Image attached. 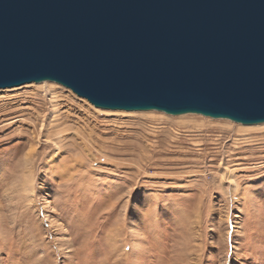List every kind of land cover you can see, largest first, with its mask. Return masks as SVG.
I'll return each instance as SVG.
<instances>
[{"label": "rangeland", "instance_id": "374dc122", "mask_svg": "<svg viewBox=\"0 0 264 264\" xmlns=\"http://www.w3.org/2000/svg\"><path fill=\"white\" fill-rule=\"evenodd\" d=\"M55 89L0 90V264H264V125Z\"/></svg>", "mask_w": 264, "mask_h": 264}, {"label": "water", "instance_id": "95a60500", "mask_svg": "<svg viewBox=\"0 0 264 264\" xmlns=\"http://www.w3.org/2000/svg\"><path fill=\"white\" fill-rule=\"evenodd\" d=\"M264 123V0H0V89Z\"/></svg>", "mask_w": 264, "mask_h": 264}, {"label": "bare ground", "instance_id": "6f19581e", "mask_svg": "<svg viewBox=\"0 0 264 264\" xmlns=\"http://www.w3.org/2000/svg\"><path fill=\"white\" fill-rule=\"evenodd\" d=\"M27 86L28 85H36V86H39V88H41L42 91H47L51 99V104L53 105V109L51 111V115H50V120L51 122H53V119L58 115L57 113V109L55 108L56 107V103H57V90L58 89H55V87H59V88H65L64 86L60 85V84H57V83H54V82H41V83H31V84H26ZM24 86V85H23ZM21 87V86H20ZM15 88V87H14ZM14 88H8L6 89V91L10 90V89H14ZM19 88V87H18ZM1 90V89H0ZM40 90V91H41ZM56 90V91H55ZM70 90V89H68ZM71 91V90H70ZM72 92V91H71ZM48 98V97H47ZM81 99V98H80ZM85 100V99H84ZM87 101V100H85ZM91 106L92 104L89 103ZM92 107L95 108V106L93 105ZM97 108V107H96ZM4 109V108H3ZM98 109H101V108H98ZM114 110H110V112H112ZM106 112V111H105ZM114 112H119L121 114H124L125 112H122L121 110H115ZM128 112V111H127ZM130 112H135V111H130ZM150 112V111H148ZM153 112V111H152ZM112 114V113H111ZM116 114V113H115ZM132 114H138V113H132ZM149 115V114H148ZM152 115V114H151ZM188 115V114H187ZM171 116V115H170ZM184 116V115H183ZM182 117V116H180ZM183 118V117H182ZM11 119V118H10ZM58 119V118H57ZM56 119V120H57ZM181 122V121H180ZM240 125H243V124H240ZM258 125H264V123L262 124H258ZM258 125H243V126H246V127H243V128H250L251 126H258ZM8 127V126H6ZM46 127V126H45ZM4 128V127H2ZM244 131H248V129H243ZM61 132V131H60ZM58 134V132H57ZM56 134V136H57ZM60 134V133H59ZM244 138V137H243ZM61 140V137H59V135L56 137L55 141H54V146H55V152H57L60 148V142H62ZM246 144V143H245ZM256 144V143H255ZM257 145V144H256ZM78 161V160H77ZM26 162L28 163L29 162V158L27 159L26 158ZM228 183L230 185V194L231 195H235L234 192L239 189L237 188L238 185H237V181L235 179V175L233 174V172L231 171H225L222 173V177L220 179V186H222L224 188V185ZM33 190H34V179H33V176L32 174H30L29 172L26 173V176H25V180L23 182V191L27 194V195H31L33 193ZM237 192V191H236ZM225 193V192H224Z\"/></svg>", "mask_w": 264, "mask_h": 264}]
</instances>
